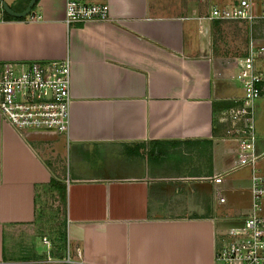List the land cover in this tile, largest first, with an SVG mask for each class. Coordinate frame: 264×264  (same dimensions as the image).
<instances>
[{
    "label": "crops",
    "instance_id": "1",
    "mask_svg": "<svg viewBox=\"0 0 264 264\" xmlns=\"http://www.w3.org/2000/svg\"><path fill=\"white\" fill-rule=\"evenodd\" d=\"M6 1L19 11L29 0ZM91 1L110 19L67 24L66 0L0 19V61L72 67L66 132L21 134L0 118V264L64 262L40 236L48 198L62 207L68 264H214L219 232L251 205L252 166L230 176L246 166L235 168L238 144L219 120L242 95L244 24L203 17L229 1ZM228 24L242 27L240 47L218 43ZM255 108L264 152V100Z\"/></svg>",
    "mask_w": 264,
    "mask_h": 264
},
{
    "label": "built area",
    "instance_id": "2",
    "mask_svg": "<svg viewBox=\"0 0 264 264\" xmlns=\"http://www.w3.org/2000/svg\"><path fill=\"white\" fill-rule=\"evenodd\" d=\"M4 8L0 1V19ZM210 19L240 21L246 32V51L234 57L242 95L235 104L221 110L238 144L235 168L252 166L249 191L251 205L241 222L221 230L214 252V264H264V173L256 168L264 152L255 148V101L264 83V0H232L212 5ZM202 16L200 17V19ZM110 19L109 5L91 0H66L65 22L85 23ZM201 32L205 28L199 27ZM71 59L0 61V118L17 132L57 134L66 132L71 106ZM223 174H215L221 182ZM220 200H224L220 197ZM43 242L49 244L44 237Z\"/></svg>",
    "mask_w": 264,
    "mask_h": 264
},
{
    "label": "rangeland",
    "instance_id": "3",
    "mask_svg": "<svg viewBox=\"0 0 264 264\" xmlns=\"http://www.w3.org/2000/svg\"><path fill=\"white\" fill-rule=\"evenodd\" d=\"M220 1H229L231 2L232 0H220ZM241 29L242 27H240L239 25L235 26L233 24H228L223 30V34L220 36V40H218V43L221 41V43H226V44H233L234 48L240 47L241 46V42H242V33H241ZM256 107L258 108V103L264 100V96L259 97L258 99H256ZM255 115L257 118L258 115V109L255 108ZM264 168V165H263ZM248 173L250 174V166H246L243 169L232 173L230 176H240V175H248ZM229 176V177H230ZM52 199L50 200L49 198L47 199V202L43 205L42 208V214H40V216L42 217L41 220V224H42V229L40 230V236L41 237H46L48 238V240L50 241V249H49V255L54 257H60L64 259L65 264H68V262L66 260H68L67 257V244L65 242V239L63 238V229H62V225H61V220H62V207L59 205V210L58 212H55V207H53V205H51ZM224 212L226 213V210L222 209V210H218V214L222 215L224 214ZM59 213V214H58ZM233 225V224H232ZM228 227V226H227ZM226 227V228H227ZM225 229V228H224ZM223 229V230H224ZM42 238V240H43ZM46 245H43L42 249H39L38 252L39 256L41 257H47V255H45V250H46ZM69 250V248H68ZM42 252V255H41ZM48 261H46L47 263ZM53 262L52 260H50V264H61L60 262H56V263H51ZM67 262V263H66Z\"/></svg>",
    "mask_w": 264,
    "mask_h": 264
},
{
    "label": "water",
    "instance_id": "4",
    "mask_svg": "<svg viewBox=\"0 0 264 264\" xmlns=\"http://www.w3.org/2000/svg\"><path fill=\"white\" fill-rule=\"evenodd\" d=\"M4 11L12 16H16V17H24L26 15H28L33 7V5L35 4L36 0H29L27 5L25 6V8L23 10H14L8 3L6 0H0Z\"/></svg>",
    "mask_w": 264,
    "mask_h": 264
},
{
    "label": "trees",
    "instance_id": "5",
    "mask_svg": "<svg viewBox=\"0 0 264 264\" xmlns=\"http://www.w3.org/2000/svg\"><path fill=\"white\" fill-rule=\"evenodd\" d=\"M37 1H38V0H36L35 4L37 3ZM35 4H34V5H35ZM11 7H12V6H11ZM12 8H13V7H12ZM4 13H5V12H4ZM5 14H6V16H8V17H12V16L9 15L8 13H5Z\"/></svg>",
    "mask_w": 264,
    "mask_h": 264
}]
</instances>
